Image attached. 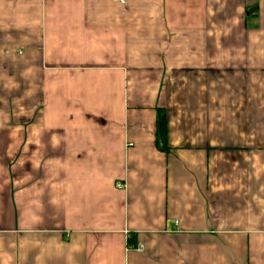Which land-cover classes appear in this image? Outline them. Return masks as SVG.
<instances>
[{
    "label": "crops",
    "instance_id": "crops-1",
    "mask_svg": "<svg viewBox=\"0 0 264 264\" xmlns=\"http://www.w3.org/2000/svg\"><path fill=\"white\" fill-rule=\"evenodd\" d=\"M0 264H264V0H0Z\"/></svg>",
    "mask_w": 264,
    "mask_h": 264
},
{
    "label": "built area",
    "instance_id": "built-area-1",
    "mask_svg": "<svg viewBox=\"0 0 264 264\" xmlns=\"http://www.w3.org/2000/svg\"><path fill=\"white\" fill-rule=\"evenodd\" d=\"M125 1H126V0H121L122 3H125ZM117 188H118L119 190H123V189H125L124 185H122V184H118V185H117Z\"/></svg>",
    "mask_w": 264,
    "mask_h": 264
}]
</instances>
